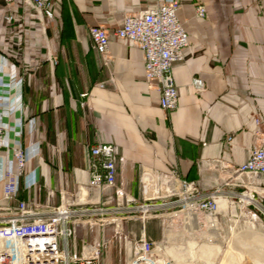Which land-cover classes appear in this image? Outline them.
Masks as SVG:
<instances>
[{"label": "crops", "instance_id": "obj_1", "mask_svg": "<svg viewBox=\"0 0 264 264\" xmlns=\"http://www.w3.org/2000/svg\"><path fill=\"white\" fill-rule=\"evenodd\" d=\"M55 1L58 25L49 24L45 34L28 10L26 30L18 34L15 23L7 38L5 2L0 0V124L9 132L8 142L20 130L27 168L41 185L36 198L44 200L51 188L55 204L73 210L86 204L112 207L115 187L88 182L87 148L99 139L117 145L116 185L137 201L157 189L166 192L172 170L206 189L231 180L228 189L251 184L254 192L264 194V174L234 169L249 159L257 130L264 128V0H179L177 16L190 39L184 59L174 64L179 96L172 113L160 108V92L146 81L138 47L111 34L108 62L101 67L88 34L93 25L112 32L126 13L168 0ZM200 3L207 10L204 18L196 16ZM50 56L57 63L52 65ZM197 77L203 81L201 90L193 84ZM5 154L6 167L14 170L12 154ZM147 173L153 178L150 191ZM61 189L74 195L64 196ZM19 195L35 198L23 180ZM108 225L79 228V244L101 230L110 235L113 226L109 231ZM139 227L129 220L122 223L124 233L139 235ZM148 232L158 238L159 223L149 222ZM122 258L118 243H112L103 264H123Z\"/></svg>", "mask_w": 264, "mask_h": 264}, {"label": "built area", "instance_id": "obj_2", "mask_svg": "<svg viewBox=\"0 0 264 264\" xmlns=\"http://www.w3.org/2000/svg\"><path fill=\"white\" fill-rule=\"evenodd\" d=\"M4 2L3 26L7 38L13 35L15 23H18V34L26 30L28 10L34 13L36 23L45 34L49 24L58 25L60 21L55 0ZM179 6V0H168L146 10L128 12L112 32L101 25L88 29L101 67L108 62L111 34L142 51L145 79L160 92L159 106L167 113L178 107L174 64L184 59L183 50L190 39L177 16ZM195 11L199 18L207 14L202 3ZM49 60L52 65L57 63L56 56H50ZM21 75L18 72L16 77L21 78ZM193 84L197 90L203 88L201 78H194ZM255 121L259 124L261 120ZM8 134L0 124V264H103V254L112 243H118L120 252H124L123 264H216L215 258L196 251L203 244H213L217 238L221 213L219 199L226 201L227 211L238 203L246 217L264 222V194L254 192L251 184L244 185L240 192L226 188L234 184L231 180L206 189L199 181L179 179L176 170L169 174L171 180L166 192L157 189L151 197L137 201L117 187L114 158L118 147L102 139L87 148L88 182L91 186L115 187L112 207L86 204L73 210L69 204H55V191L51 188L46 189L44 200H39L36 197L41 185L27 168V149L21 145L20 130L17 134L13 132L14 142L6 140ZM256 136L249 159L234 168L237 173L264 174V128L257 130ZM231 140L228 136L227 143ZM5 150L12 154L16 164L14 170L6 167ZM224 166L222 163L221 168ZM20 180L26 190H34L35 198H20ZM61 194L74 195L68 189H61ZM123 207L142 213L144 222L139 235L124 233L123 221L133 216L124 215ZM95 216H103L105 223L112 224L111 234L106 235L101 230L92 240L86 238L79 244V228L96 227ZM154 218L159 219L158 238L148 232L149 220Z\"/></svg>", "mask_w": 264, "mask_h": 264}, {"label": "rangeland", "instance_id": "obj_3", "mask_svg": "<svg viewBox=\"0 0 264 264\" xmlns=\"http://www.w3.org/2000/svg\"><path fill=\"white\" fill-rule=\"evenodd\" d=\"M239 205L237 203L235 208L233 206L228 207L227 211L226 201L220 203L221 213L217 238L211 245H201L196 253L215 258L216 264H264V222L246 217L240 211ZM122 213L133 216L129 222L142 227L144 221L140 211L123 207ZM94 218H96V222L103 223V216H95ZM149 221L159 223L157 218ZM109 226L110 228H108ZM108 227L107 229L111 231L112 225H108ZM141 227L139 228L141 229ZM88 233L89 238H93L89 230ZM122 257L124 261V252Z\"/></svg>", "mask_w": 264, "mask_h": 264}, {"label": "bare ground", "instance_id": "obj_4", "mask_svg": "<svg viewBox=\"0 0 264 264\" xmlns=\"http://www.w3.org/2000/svg\"><path fill=\"white\" fill-rule=\"evenodd\" d=\"M145 181H146L147 188H148V190L150 191V190H151V186H152V182H153V178H152V175H151L150 173H147V174L145 175ZM222 201H224V200H223V199H220V200L218 201V203H219V208H220V203H221Z\"/></svg>", "mask_w": 264, "mask_h": 264}]
</instances>
